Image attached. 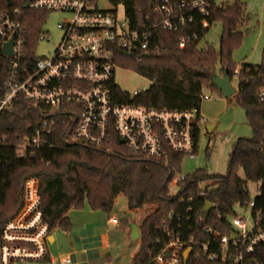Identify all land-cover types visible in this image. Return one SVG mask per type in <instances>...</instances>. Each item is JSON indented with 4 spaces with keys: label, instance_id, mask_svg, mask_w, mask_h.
<instances>
[{
    "label": "built area",
    "instance_id": "2783aa9c",
    "mask_svg": "<svg viewBox=\"0 0 264 264\" xmlns=\"http://www.w3.org/2000/svg\"><path fill=\"white\" fill-rule=\"evenodd\" d=\"M20 1L34 11L64 15L57 23L61 39L52 55H37L40 42L51 40L45 30L49 16L38 37L36 51L29 54L28 29L20 18L21 6L18 1L0 0V56L11 57L0 112L10 108L14 100L23 98L39 108L42 115L19 137L17 147L21 157L41 148H54L60 140L68 145L110 149L118 141L130 152L154 160L168 158L171 151L192 158L197 155L204 122L201 110L148 107L133 102L143 91L130 93V101L123 102L115 92L119 86L115 75L118 69H126L120 64L123 55L139 61L145 54L161 50L152 42L158 29L178 32L198 20L209 28L207 16L213 0H150L156 15L153 20L143 16L132 18L123 6L103 7L108 0ZM191 39L188 33L179 36L178 41L184 47ZM12 40L13 54H6V44ZM202 98H206L203 93ZM6 140V136L0 137V144ZM185 177L177 175L173 181L177 184ZM200 184L201 189L206 188L205 182ZM206 194L202 192L203 196ZM24 196L20 210L3 228L0 264L35 260L45 264H77L70 256L50 257L51 222L41 179L27 178ZM261 197L260 190L256 199L249 201L248 217L235 211L237 205L248 203H236L233 212L225 215L215 202H211L212 208L207 213L208 200L203 212L192 216L194 206L189 199L186 216L174 210L168 214L161 227L165 236L159 240L157 251L149 253L146 264H186L184 254L189 247L193 248V254L188 261L194 257L209 264H264V214L256 210Z\"/></svg>",
    "mask_w": 264,
    "mask_h": 264
},
{
    "label": "trees",
    "instance_id": "16d2710c",
    "mask_svg": "<svg viewBox=\"0 0 264 264\" xmlns=\"http://www.w3.org/2000/svg\"><path fill=\"white\" fill-rule=\"evenodd\" d=\"M13 1H18L21 6L20 18L28 29V53L33 54L49 13L26 8L23 1ZM108 2L114 6H123L132 18L143 16L153 20L156 16L150 0ZM207 18L211 25L216 21L223 23L225 30L219 51L209 44L201 46L210 27L204 28L198 20L178 32L158 29L152 42L161 47L159 52L153 51L139 61L133 56L123 55L120 64L152 81L150 88L136 96L133 102L148 107L179 110H201L205 89L224 96L213 83V74L227 71L232 78L237 74L240 82L236 102L245 109L254 136L241 137L234 144L228 172L210 174L206 170H198L178 181V191L173 194L171 183L178 175L185 156L172 151L168 158L154 160L130 152L118 141L110 149L108 146L68 145L60 140L54 148H41L21 157L17 147L19 137L27 133L30 125L40 121L42 115L39 108L18 98L10 108L0 112V137H7L5 143L0 144V242L4 226L23 204L27 178L36 176L41 179L47 212L45 181L52 177L58 178L62 180L66 193H72L73 173L77 168L84 172L85 185L83 191L72 194L75 208H83L88 203L94 210L110 213L119 195L128 199L131 211L147 205L155 206L140 224L142 243L134 257L135 264L148 262L149 253L157 251L159 240L165 236L161 227L169 218L168 214L174 210L186 216L189 199H192L194 206L192 216L203 212L207 200L218 203L223 214H230L236 203L246 204L250 201L247 184L251 181L260 183L262 197L257 200L256 210L264 214V53L260 64L243 63L236 73L233 50L244 35L241 28L249 20L244 3L236 1L230 4L213 0ZM188 33L192 39L182 47L178 38ZM10 68L11 57L0 56V99L5 95ZM115 92L121 101H130V92L119 86L115 87ZM241 170L245 179L239 174ZM200 182L206 183L205 189L200 188ZM203 191L207 193L206 196L202 195ZM54 194L58 198H66L59 191ZM50 222L51 231L56 227L68 231L72 227L67 215L50 216ZM123 222L127 226L130 221L124 218ZM186 264L209 263L193 257Z\"/></svg>",
    "mask_w": 264,
    "mask_h": 264
},
{
    "label": "rangeland",
    "instance_id": "374dc122",
    "mask_svg": "<svg viewBox=\"0 0 264 264\" xmlns=\"http://www.w3.org/2000/svg\"><path fill=\"white\" fill-rule=\"evenodd\" d=\"M228 2L230 4L240 1L245 4L249 20L241 29L243 37L240 43L233 50V60L236 65V73H238L243 63L260 64L263 60L264 53V0H219V2ZM103 7L112 8L108 2H103ZM122 7L119 11L122 12ZM64 17L62 13L52 12L49 15L45 25L48 36L51 40H43L37 48V55L48 57L52 55L54 47L60 42L61 31L57 27V23ZM223 23L221 21L214 22L208 30L205 38L201 42V46H214L219 51L221 46V37L223 34ZM116 83L124 90L134 94L147 90L152 85V81L138 73L128 69H118L115 75ZM233 83L239 87V77L237 74L233 76ZM204 98L201 106V114L204 122L201 126L199 138V148L195 157L185 156L182 160L181 168L178 175H191L198 170H206L210 174H226L229 170L231 153L234 144L241 137L251 138L254 136V129L248 121L245 109L237 103L234 98H225L216 92L208 90L203 91ZM214 95L215 97H209ZM208 123H214L215 127L212 131L207 128ZM240 176L245 179L241 170ZM249 200H254L259 195V185L255 182H248ZM178 186L173 181L171 183V192L177 193ZM127 198L121 195L115 212L119 218H128L129 221L136 220L141 223L155 206L147 205L140 209L139 212H126L128 206ZM235 211L245 217L251 213V207L237 205ZM53 245V244H50ZM25 263V262H20Z\"/></svg>",
    "mask_w": 264,
    "mask_h": 264
},
{
    "label": "crops",
    "instance_id": "0c3cea01",
    "mask_svg": "<svg viewBox=\"0 0 264 264\" xmlns=\"http://www.w3.org/2000/svg\"><path fill=\"white\" fill-rule=\"evenodd\" d=\"M237 94L229 97L236 101ZM214 123H208L212 131ZM81 177V179H80ZM62 180L52 177L45 181V191L48 197L47 212L50 216L69 217L72 224L70 230L56 227L50 236L49 251L51 258L70 256L77 264H135L134 257L142 243L141 236L132 240L131 223L139 226L140 222L131 220L126 226L122 218L115 212V206L120 198L115 199L112 211L94 210L87 203L83 208H75L72 201L73 193L84 189L85 179L82 169L73 173L72 193H66ZM61 192L66 198H58L55 192ZM128 202V200H127ZM140 210V209H139ZM139 210H134L139 212ZM126 207V212H134ZM113 218H118L117 222ZM21 264H45L44 261H27Z\"/></svg>",
    "mask_w": 264,
    "mask_h": 264
},
{
    "label": "water",
    "instance_id": "95a60500",
    "mask_svg": "<svg viewBox=\"0 0 264 264\" xmlns=\"http://www.w3.org/2000/svg\"><path fill=\"white\" fill-rule=\"evenodd\" d=\"M13 41H10L6 44L5 50L4 52L6 54H13V49H12V44ZM145 56H148V54H145ZM212 81L213 83L216 85V87L223 93L225 98H229L235 94L238 93L239 91V87L234 85V81L233 78L231 77V75L225 71L223 74H219V73H215L212 75ZM122 142V141H121ZM212 208V203L208 202L206 204L205 207V211L208 213ZM131 228H132V240H136L137 238L140 237V229L139 226L135 223H131ZM193 248L189 247L186 251H185V262L187 263L190 255L193 254Z\"/></svg>",
    "mask_w": 264,
    "mask_h": 264
}]
</instances>
